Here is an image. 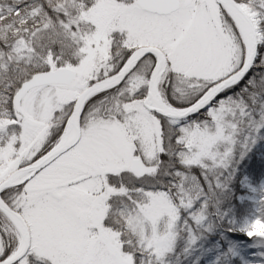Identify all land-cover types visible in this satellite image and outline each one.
<instances>
[{
  "label": "snow or ice",
  "instance_id": "6c2138e0",
  "mask_svg": "<svg viewBox=\"0 0 264 264\" xmlns=\"http://www.w3.org/2000/svg\"><path fill=\"white\" fill-rule=\"evenodd\" d=\"M0 264H264V0H0Z\"/></svg>",
  "mask_w": 264,
  "mask_h": 264
}]
</instances>
